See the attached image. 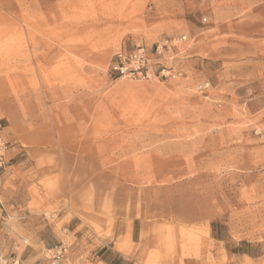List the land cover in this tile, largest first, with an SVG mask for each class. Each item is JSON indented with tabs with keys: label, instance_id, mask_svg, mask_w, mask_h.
Here are the masks:
<instances>
[{
	"label": "rangeland",
	"instance_id": "rangeland-1",
	"mask_svg": "<svg viewBox=\"0 0 264 264\" xmlns=\"http://www.w3.org/2000/svg\"><path fill=\"white\" fill-rule=\"evenodd\" d=\"M180 34L181 75L110 73ZM117 219L131 263L101 255ZM60 246V264H264V0H0V264Z\"/></svg>",
	"mask_w": 264,
	"mask_h": 264
},
{
	"label": "built area",
	"instance_id": "built-area-1",
	"mask_svg": "<svg viewBox=\"0 0 264 264\" xmlns=\"http://www.w3.org/2000/svg\"><path fill=\"white\" fill-rule=\"evenodd\" d=\"M187 40V35L163 36L151 46L137 44L118 49L109 62V71L115 77H125L135 80H166L181 75L170 62L175 58L181 44ZM208 83L201 82L198 89L203 91ZM66 248L60 246L55 250L54 264H60Z\"/></svg>",
	"mask_w": 264,
	"mask_h": 264
},
{
	"label": "crops",
	"instance_id": "crops-1",
	"mask_svg": "<svg viewBox=\"0 0 264 264\" xmlns=\"http://www.w3.org/2000/svg\"><path fill=\"white\" fill-rule=\"evenodd\" d=\"M81 225H82L81 232L83 233V237L81 241H83L85 239V235L91 233V231L90 230L86 231V226L83 225L77 218H73V221L71 222V227H70L71 229H69L68 231L70 233L75 234L77 228L80 227ZM120 227L121 225H119V221L117 219L115 223V227H114V237L113 238H110L108 236H104V237L98 236L97 237V241L99 242L101 249H103L101 255L103 256L105 253H109V254L111 253L113 254V257H116L117 259H120L121 261H128L131 263L135 257L140 256L141 250L140 248L136 250L134 247L132 248L127 247L124 249L120 248L119 238L121 236L126 235L125 230H122ZM76 234H78V232ZM130 236H131V240L133 241L132 232ZM98 258L100 259L101 262L105 264H112L111 260L109 261L107 258H101V257H98Z\"/></svg>",
	"mask_w": 264,
	"mask_h": 264
}]
</instances>
